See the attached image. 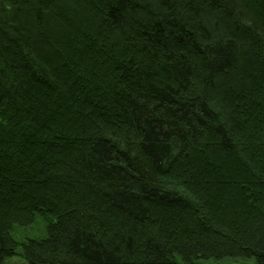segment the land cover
<instances>
[{
    "label": "trees",
    "instance_id": "obj_1",
    "mask_svg": "<svg viewBox=\"0 0 264 264\" xmlns=\"http://www.w3.org/2000/svg\"><path fill=\"white\" fill-rule=\"evenodd\" d=\"M13 256L264 264V0H0Z\"/></svg>",
    "mask_w": 264,
    "mask_h": 264
},
{
    "label": "rangeland",
    "instance_id": "obj_2",
    "mask_svg": "<svg viewBox=\"0 0 264 264\" xmlns=\"http://www.w3.org/2000/svg\"><path fill=\"white\" fill-rule=\"evenodd\" d=\"M42 222L40 219L36 218L35 221L26 226H19L15 230V235L17 239H22L23 236L28 237H40L44 234ZM21 261L20 257L13 256L8 258L4 264H18ZM179 264H256L252 259H231V258H222L220 260L216 259H192V261L185 263V262H178Z\"/></svg>",
    "mask_w": 264,
    "mask_h": 264
}]
</instances>
